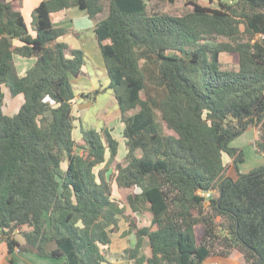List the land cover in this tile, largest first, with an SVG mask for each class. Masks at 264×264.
Returning a JSON list of instances; mask_svg holds the SVG:
<instances>
[{
    "label": "trees",
    "instance_id": "16d2710c",
    "mask_svg": "<svg viewBox=\"0 0 264 264\" xmlns=\"http://www.w3.org/2000/svg\"><path fill=\"white\" fill-rule=\"evenodd\" d=\"M150 1H44L33 37L21 12L0 0V241L9 253L109 263L104 251L130 208L152 218L125 250L132 264H206L235 251L246 264H264V166L241 174L245 153L232 147L255 128L264 151V0L217 8L193 0L180 16L151 10ZM73 7L95 19L122 115L127 162L115 173L120 143L112 131L83 128L77 151L73 80L85 55L59 41L67 30L51 19ZM225 53L238 55L237 70L223 69ZM15 55L36 58L24 77ZM5 87L24 96L13 116L4 111Z\"/></svg>",
    "mask_w": 264,
    "mask_h": 264
},
{
    "label": "rangeland",
    "instance_id": "374dc122",
    "mask_svg": "<svg viewBox=\"0 0 264 264\" xmlns=\"http://www.w3.org/2000/svg\"><path fill=\"white\" fill-rule=\"evenodd\" d=\"M191 1L193 0H151L149 2V7L152 10H155L160 13H166L172 16H180L184 15L192 10ZM200 3L203 5H210L212 7H219L220 3H231L232 0H199ZM244 30V27H242ZM222 66L223 69L227 70H237L239 66V57L237 54H222L221 56ZM97 71H92L89 73L91 76V80L94 82H97V84H101L104 86L107 84L106 82H110L109 76L107 72L103 69H97ZM76 87L79 89V86L76 85ZM75 88V85H74ZM98 90H101L100 87ZM6 97H5V113L8 115L15 114L17 110H19L20 103L23 102L24 96L20 95L22 97L14 98L10 90L8 88H4ZM95 92V91H94ZM92 97V101L89 105V107H84L81 104H78L75 102L74 105V116L76 117L75 122V130H74V138L77 142L78 146V152L82 153V151L79 149V147L83 144L82 142V130L83 128L85 130L89 129H99V130H105L108 129L112 131V135L119 141L120 147H119V153L116 160L111 165V171L112 173H115V167L117 164H124L126 163V155H127V148L125 144V139L123 137V131H124V124L122 121V115L119 111L117 101L114 96L113 90L109 89L108 91L104 93L94 94L90 95ZM145 95L142 93V98L144 99ZM22 103V104H23ZM12 104H14L12 106ZM17 104V105H16ZM12 108V109H11ZM136 111L131 112L130 114L134 113ZM129 115V114H128ZM82 116V117H81ZM83 125V126H82ZM163 126L165 128V131L167 134H173L166 126V124L163 122ZM259 142V135L255 128H251L247 130L241 137L237 138L233 143L232 147L241 149L245 153V163L240 166V173L241 174H248L252 172L253 170L263 167L264 166V151L260 150L258 147ZM110 158V153H107V159ZM225 164H227L230 159H228L227 156H225ZM104 165L97 168V171L99 169H102ZM229 176L233 178H237L238 175L235 171V169H232V167L229 170ZM113 195L116 197L118 201L121 202L122 205H127V193L125 190L118 187L116 182L113 183ZM127 215L128 219L121 218L118 228L115 229L114 233L112 234L113 237V244L104 251L105 257L107 258L109 263L115 264L113 261L121 260V262H125V260H129L130 254H128V251H125L126 249H134L138 237L136 235V229H141L144 227H150L151 226V219L150 216L147 213L142 214H136L131 211L130 208H127ZM131 226V228H130ZM134 231V232H132ZM24 231H27L26 228ZM21 235V233H20ZM143 252L144 254H147L149 252V242L148 239L144 241L143 246ZM128 249V250H129ZM35 256L38 260H32L33 262H28L24 257L28 256ZM127 258L125 260H122L124 258ZM3 256L0 253V262H2ZM15 264H45V262L42 261H52L49 262L50 264H54V262H57V264H63L61 260H55V259H47V258H40L39 256L32 255L30 253H22L20 257L14 256ZM47 263V264H49ZM105 263V264H109Z\"/></svg>",
    "mask_w": 264,
    "mask_h": 264
},
{
    "label": "crops",
    "instance_id": "0c3cea01",
    "mask_svg": "<svg viewBox=\"0 0 264 264\" xmlns=\"http://www.w3.org/2000/svg\"><path fill=\"white\" fill-rule=\"evenodd\" d=\"M44 1H50V0H19V1L5 0L6 3L13 4L15 9L21 12V14L25 19L29 32L33 37H36V32L33 31L32 29L33 14L35 9ZM51 19L56 27H64L67 30V33L59 38V41L61 43L67 44L73 50L82 51L85 55V65L83 66L82 74L79 77L74 78L73 85H75L74 89L76 93L75 102L87 108L89 107L92 101V97L90 95H92V93L96 94L97 92L104 93L109 90V85H110V82H106L107 84H105L104 86H102L101 84H97V82L91 80V76L89 75V73L91 72L90 70L98 72L97 69H102V70L104 69L107 72L105 61L101 52V48L94 33V29L96 25L95 19L90 18L86 11H82L78 7H73L53 13L51 15ZM2 36H5V31L4 28L0 26V37ZM14 45L20 47L22 46V43L19 40H15ZM14 60L20 77L26 76L27 72L36 63V58H24L19 55H15ZM76 85L79 86V89L76 87ZM99 87L101 90H98ZM18 97H22V96H18ZM19 103L20 106L18 107H21L23 102L22 103L19 102ZM13 105L14 104H12V106ZM18 111L19 110H17V112ZM15 114H12L11 116ZM147 214L150 216V219L152 220L151 215L149 213ZM0 253L3 256L2 262H0V264H15L14 256L20 257L23 252H20L19 249H16L15 252L11 254L8 251V246L6 242L0 241ZM150 253L151 251L149 250V252H147V254L145 255L150 256ZM120 257L121 256L118 257V260L113 262L115 264H132L130 260L127 261L125 260L127 258L124 257H123L124 259L122 260H125L126 263L124 261L121 262V260H119ZM24 258L28 262H30V260L31 262H33L32 260H38L35 256H31V257L28 256ZM40 262H45V264H47L52 261L49 260L48 262L41 260ZM214 263L246 264L243 255L240 252H236V251L233 252L231 256L228 258L214 257L206 262V264H214ZM54 264H57V262H54Z\"/></svg>",
    "mask_w": 264,
    "mask_h": 264
},
{
    "label": "water",
    "instance_id": "95a60500",
    "mask_svg": "<svg viewBox=\"0 0 264 264\" xmlns=\"http://www.w3.org/2000/svg\"><path fill=\"white\" fill-rule=\"evenodd\" d=\"M210 198H212V196H210ZM16 239H17V241L19 242V243H21V244H26L27 243V240H26V238L25 237H23L22 235H18V236H16Z\"/></svg>",
    "mask_w": 264,
    "mask_h": 264
},
{
    "label": "built area",
    "instance_id": "2783aa9c",
    "mask_svg": "<svg viewBox=\"0 0 264 264\" xmlns=\"http://www.w3.org/2000/svg\"><path fill=\"white\" fill-rule=\"evenodd\" d=\"M214 264H218V263H214Z\"/></svg>",
    "mask_w": 264,
    "mask_h": 264
},
{
    "label": "clouds",
    "instance_id": "9594fccd",
    "mask_svg": "<svg viewBox=\"0 0 264 264\" xmlns=\"http://www.w3.org/2000/svg\"><path fill=\"white\" fill-rule=\"evenodd\" d=\"M17 235H19V234H17Z\"/></svg>",
    "mask_w": 264,
    "mask_h": 264
}]
</instances>
